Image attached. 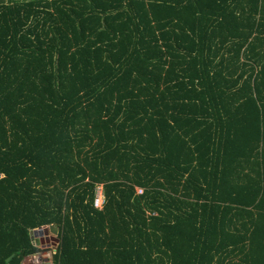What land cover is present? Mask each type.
<instances>
[{"label": "trees", "instance_id": "1", "mask_svg": "<svg viewBox=\"0 0 264 264\" xmlns=\"http://www.w3.org/2000/svg\"><path fill=\"white\" fill-rule=\"evenodd\" d=\"M46 227L55 264H264V0H0V264Z\"/></svg>", "mask_w": 264, "mask_h": 264}, {"label": "built area", "instance_id": "2", "mask_svg": "<svg viewBox=\"0 0 264 264\" xmlns=\"http://www.w3.org/2000/svg\"><path fill=\"white\" fill-rule=\"evenodd\" d=\"M104 203L103 186L99 185L96 188V195L94 198V205L98 208H102ZM22 264H55L54 254L51 248H39L38 250L29 253L24 256Z\"/></svg>", "mask_w": 264, "mask_h": 264}, {"label": "water", "instance_id": "3", "mask_svg": "<svg viewBox=\"0 0 264 264\" xmlns=\"http://www.w3.org/2000/svg\"><path fill=\"white\" fill-rule=\"evenodd\" d=\"M45 233V234H47V235H49V228H37V229H34L33 230V232H32V238L34 239V235H35V233ZM34 233V234H33ZM37 240V239H36ZM38 241V240H37ZM48 241H50V238H49V236H48ZM58 241V238L56 237V236H53V234H52V243L54 242L55 244H56V242ZM39 242V241H38ZM12 257H13V255H11L10 257H8V259H7V261L9 262L11 259H12Z\"/></svg>", "mask_w": 264, "mask_h": 264}, {"label": "flooded vegetation", "instance_id": "4", "mask_svg": "<svg viewBox=\"0 0 264 264\" xmlns=\"http://www.w3.org/2000/svg\"><path fill=\"white\" fill-rule=\"evenodd\" d=\"M48 236L50 238V241H48ZM35 239L39 241L40 244L43 245H50L52 241V234L49 233V235L45 233H35Z\"/></svg>", "mask_w": 264, "mask_h": 264}, {"label": "rangeland", "instance_id": "5", "mask_svg": "<svg viewBox=\"0 0 264 264\" xmlns=\"http://www.w3.org/2000/svg\"><path fill=\"white\" fill-rule=\"evenodd\" d=\"M99 186L100 187H102L103 186V184H99ZM50 229H49V232H50V234H53V236H56V229H54V228H52V227H49ZM34 234V233H33ZM35 236V235H34ZM34 241L36 242V244H39V242L35 239V237H34ZM40 246H39V248H45V249H49V248H52V246H55V243L53 242H51V244L50 245H43V244H39Z\"/></svg>", "mask_w": 264, "mask_h": 264}]
</instances>
